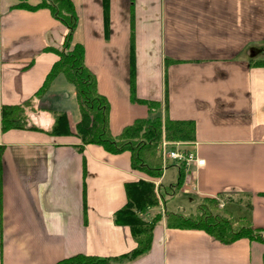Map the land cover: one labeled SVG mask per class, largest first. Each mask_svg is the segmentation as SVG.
Segmentation results:
<instances>
[{
  "label": "crops",
  "instance_id": "obj_1",
  "mask_svg": "<svg viewBox=\"0 0 264 264\" xmlns=\"http://www.w3.org/2000/svg\"><path fill=\"white\" fill-rule=\"evenodd\" d=\"M72 1L73 43L84 45L86 65L110 102L114 135L156 112L196 124L190 148L205 164L192 165L178 191L143 215L187 214L186 202L221 197L236 219L264 228V65L251 64L264 58V0H108L107 14L104 0ZM19 2L0 0V106L34 99L28 117L35 128L0 127V264L126 254L137 241L116 213L129 201L128 184L146 180L174 189L179 167H163L155 182L132 168L128 151L79 149L75 86L60 73L35 97L59 59L49 48H62L67 28L49 9L18 8ZM56 112L67 114L69 134L51 133ZM180 196L185 203L176 202ZM263 262L264 243L224 244L204 230L170 228L163 217L154 224L150 250L117 264Z\"/></svg>",
  "mask_w": 264,
  "mask_h": 264
},
{
  "label": "trees",
  "instance_id": "obj_2",
  "mask_svg": "<svg viewBox=\"0 0 264 264\" xmlns=\"http://www.w3.org/2000/svg\"><path fill=\"white\" fill-rule=\"evenodd\" d=\"M105 13L108 10V0H104ZM18 8L27 10L49 9L53 17L67 28L64 43L61 49L49 48L55 52L59 59L53 64L47 74L42 87L35 97L41 98L49 89L50 84L60 73L75 86L76 95L81 113L80 121L76 125V135L81 139L79 149L87 144H96L106 151L119 154L130 152L131 165L149 177L160 178L163 173V164L157 155L158 147L163 137L168 141H194L196 124L193 120H172L154 113L148 118L138 119L131 125L125 126L121 133L114 135L110 127V102L98 89L96 75L86 65L85 47L81 43H73V34L78 24V15L72 0H40L31 5L28 0H20ZM131 69V96L135 98V69L134 50L132 49ZM252 65H264V58L252 59ZM34 99L23 104L0 106V127L2 131L20 128H35L28 117V109L33 108ZM150 109L159 107L154 101H144ZM51 133L54 135L69 134L67 114L55 113V122ZM185 170L179 168V177L171 194H175L183 184ZM129 201L125 207L116 213L119 223L131 227L137 241L132 251L118 257H99L79 253L58 261L56 264H117L130 262L146 254L152 243L154 224L161 220L160 213L152 219L145 217L146 211L160 204L155 185L151 181L139 180L128 184ZM251 207L249 203L248 207ZM213 210H219L216 213ZM166 225L170 228L200 229L211 235L214 239L230 244L239 239L247 238L251 241L264 243V228L255 227L246 218L236 219L232 213L219 208L218 201L213 198H202L195 212L188 215L182 213H169L166 216ZM264 264V262H263Z\"/></svg>",
  "mask_w": 264,
  "mask_h": 264
},
{
  "label": "built area",
  "instance_id": "obj_3",
  "mask_svg": "<svg viewBox=\"0 0 264 264\" xmlns=\"http://www.w3.org/2000/svg\"><path fill=\"white\" fill-rule=\"evenodd\" d=\"M193 144L194 142L191 141H168L163 139L159 145V152L163 157V167L172 163L179 168L183 167L187 171L192 165L196 167L203 166L205 159L199 157L197 152L190 148Z\"/></svg>",
  "mask_w": 264,
  "mask_h": 264
},
{
  "label": "rangeland",
  "instance_id": "obj_4",
  "mask_svg": "<svg viewBox=\"0 0 264 264\" xmlns=\"http://www.w3.org/2000/svg\"><path fill=\"white\" fill-rule=\"evenodd\" d=\"M33 105L35 106V103H34V101H33ZM34 108V107H33ZM30 109V108H29ZM28 109V110H29ZM29 112V111H28ZM163 139H165L164 137H163ZM163 139H162V141H163ZM191 142H193V141H191ZM161 144V143H160ZM157 155L158 156H160V158H161V161H162V164H163V157H162V155L160 154V152H159V147H158V151H157ZM168 162H171V161H168ZM164 165V164H163ZM170 175H171V172H168V178L166 179L167 181H169V177H170ZM154 179V181L156 182L159 178H153ZM166 183V182H165ZM155 185V192H156V195H157V197H161V195H163L164 197H163V199L165 198V197H171V196H173V194H171L172 193V190L169 188V187H164L163 189H162V186H160V184H154ZM243 196V195H242ZM182 197L183 196H180L177 200H176V202H180L181 204H183V203H185L184 202V200H181L182 199ZM239 197V196H238ZM243 197H245V195L243 196ZM213 199H215V198H213ZM216 200L218 201V205H219V208H221V209H223V207L221 206V204H223L222 203V199H221V197H216ZM201 202V201H200ZM186 204L188 205H186V207L188 208V212H186L187 214H185V215H188V214H190V213H192V212H195L196 211V209H197V207H198V205L200 204H198V205H196V204H194L193 202L190 204V203H187L186 202ZM158 208H160V206H158ZM156 210V209H155ZM155 210H153V212L152 213H149V216L147 217V215H146V217L148 218V219H151V218H153L156 214H157V211H155ZM159 211V210H158ZM179 211H181V210H179ZM183 211L184 212H176V213H182V214H184L185 213V209H183ZM216 211L218 212L219 210H213V212L214 213H216ZM159 212H160V214H159ZM158 212V214L160 215V217L161 218H166V216L169 214V213H172V212H170L169 210L167 211V210H161V211H159ZM173 213H175V212H173Z\"/></svg>",
  "mask_w": 264,
  "mask_h": 264
}]
</instances>
